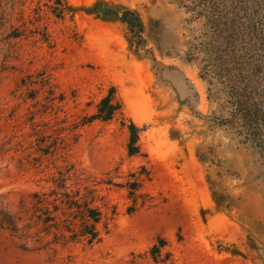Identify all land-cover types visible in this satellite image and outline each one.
<instances>
[{
    "label": "rangeland",
    "instance_id": "rangeland-1",
    "mask_svg": "<svg viewBox=\"0 0 264 264\" xmlns=\"http://www.w3.org/2000/svg\"><path fill=\"white\" fill-rule=\"evenodd\" d=\"M180 1L0 0V264H264V152L225 124L224 87L264 123V0H223L222 79ZM92 199L98 242L66 241L63 205Z\"/></svg>",
    "mask_w": 264,
    "mask_h": 264
},
{
    "label": "trees",
    "instance_id": "trees-1",
    "mask_svg": "<svg viewBox=\"0 0 264 264\" xmlns=\"http://www.w3.org/2000/svg\"><path fill=\"white\" fill-rule=\"evenodd\" d=\"M179 5L184 9L187 15L191 18L189 22L194 20L202 21L204 38L208 39V42L201 46L202 52L205 55L203 59V78H219L222 79L224 73L227 72L226 55L229 52V43L231 39L230 30L233 26V22L229 17V13L226 9L225 2L223 0H181ZM133 16L131 13L126 12L123 20L129 24L131 30L136 27L139 33L142 32L141 23L137 18H134L136 25H132L128 21V17ZM199 49L198 47H196ZM224 87L231 88L229 105L233 108L230 119L225 120V124H232L234 122L241 123L242 130L245 131L247 141L251 142L255 148L261 149L264 152V123L262 113V106L256 101V98L252 97V94H247L244 88L237 83H233L231 79H226ZM115 109L109 105V100L105 99L101 103L100 113L103 115V120H109ZM263 123V124H262ZM132 131H135L133 126L130 127ZM247 132V133H246ZM135 145V137L131 136L129 143V153L134 154L136 151L133 149ZM34 199H37L36 204L33 207L36 209L38 215H34L36 221L44 226V229L57 230L58 225L53 223L54 217L49 212L48 208L42 207L45 203V199L41 196L34 195ZM93 199L84 201L82 205L77 202L68 201L63 205L65 210L70 211L69 217H72V221L79 222L78 230L74 231L72 228L64 227L65 231L69 234L68 237H63L66 241L76 243L83 241L87 245L91 246L98 242V232L96 230L97 225L101 220V213L98 208L92 206ZM73 209L77 210L76 215L71 212ZM58 207H54V213L58 212ZM67 213H63L66 215ZM67 220L64 222L66 223ZM69 222V221H68ZM72 222H70L71 224ZM10 226H14L13 223H9Z\"/></svg>",
    "mask_w": 264,
    "mask_h": 264
}]
</instances>
